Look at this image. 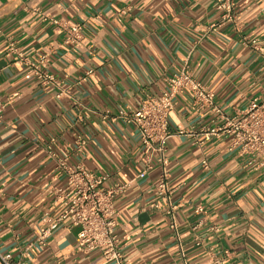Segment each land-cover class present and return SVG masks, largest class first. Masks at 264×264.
<instances>
[{"label": "crops", "instance_id": "obj_1", "mask_svg": "<svg viewBox=\"0 0 264 264\" xmlns=\"http://www.w3.org/2000/svg\"><path fill=\"white\" fill-rule=\"evenodd\" d=\"M218 2L0 0V264L8 254L13 263L105 264L79 249L80 230L69 222L45 247L37 243L46 213L61 212L51 211L49 195L66 185L60 160L120 188L125 264H264V170L231 149L229 137L200 135L224 122L190 93L175 97L164 196L161 156L141 178L138 133L115 118L160 97L181 70L227 118L264 98V0H234L232 23ZM37 61L52 82L31 70Z\"/></svg>", "mask_w": 264, "mask_h": 264}, {"label": "built area", "instance_id": "obj_2", "mask_svg": "<svg viewBox=\"0 0 264 264\" xmlns=\"http://www.w3.org/2000/svg\"><path fill=\"white\" fill-rule=\"evenodd\" d=\"M217 10L223 13L226 22H234L236 16L234 0H219ZM70 33L74 41L81 40L79 25L73 26ZM29 67L39 79H44L46 82L53 81L52 77L44 75L39 70L38 61L29 62ZM92 74V71H88L86 75ZM183 91L193 96L196 106L210 109L219 121L224 122L203 128L200 135L204 141L227 136L230 138L231 149L239 148L243 155L251 158L250 166L255 164L256 169L264 170V98L251 101L245 111L233 118H227L215 105L211 92L196 81L187 70H181L168 80V87L160 97L145 100L137 110L118 111L116 114L117 120L134 126L138 133L145 154L143 160L145 171L141 173V178L151 169L152 158L158 153L163 165L158 192L164 196L169 195L165 148L166 143L174 137L169 130V115L174 109L175 97ZM81 146H83L82 141ZM202 164L205 168L208 167L206 161ZM58 167L65 173L66 185L61 189L50 190L49 195L53 198L51 211L61 212L56 217L46 213L45 225L37 243L45 247L47 240L69 222L72 227H78L80 230L77 243L83 253H98L105 264H125L122 241L117 236L114 208V198L120 188L106 189L105 176L91 173L81 166L71 167L65 160H60ZM3 263L23 264L13 263L10 254L3 257ZM222 263V259H215L212 262V264Z\"/></svg>", "mask_w": 264, "mask_h": 264}]
</instances>
